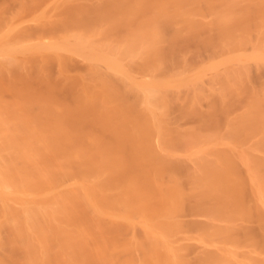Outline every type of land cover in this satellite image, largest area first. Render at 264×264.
I'll use <instances>...</instances> for the list:
<instances>
[{
	"label": "bare ground",
	"instance_id": "1",
	"mask_svg": "<svg viewBox=\"0 0 264 264\" xmlns=\"http://www.w3.org/2000/svg\"><path fill=\"white\" fill-rule=\"evenodd\" d=\"M3 1L0 264H264V0Z\"/></svg>",
	"mask_w": 264,
	"mask_h": 264
},
{
	"label": "rangeland",
	"instance_id": "2",
	"mask_svg": "<svg viewBox=\"0 0 264 264\" xmlns=\"http://www.w3.org/2000/svg\"><path fill=\"white\" fill-rule=\"evenodd\" d=\"M0 1H1V0H0ZM2 1H3V0H2ZM8 1L10 2V4H9V2L7 3V4H9V7H14V8H16V7H15L16 5H20V2H19V4H16V2H14L15 0H14L13 2H11L10 0H8ZM17 1H18V0H17ZM25 1H30V0H25ZM51 1H52V0H51ZM93 1H97V0H93ZM42 2H43V3H46V2H44V0H42L41 3H42ZM74 2H75V1H74ZM3 3H6V0H5V2L3 1ZM13 3H15V4H13ZM52 3H53V2H51V4H52ZM0 4H2V3L0 2ZM13 5H15V6H13ZM73 5H74V4H73ZM5 6H8V5H3V7H5ZM87 6H88V5H87ZM91 6H92V5H91ZM9 7L7 8V10L9 11V9H10V11H11V8H9ZM19 7H20V6H19ZM78 7H79V6H76L75 8H74V7H73V8H74V9H77ZM93 7H94V6H93ZM93 7H92V8L90 7V8L92 9V10H91V13L94 12V13L97 15V13L95 12V10L93 11V9H95V8H97V7H95V8H93ZM99 7H100V6H99ZM0 8L2 9L1 6H0ZM14 8H12V9H14ZM88 8H89V7H88ZM3 9H4V8H3ZM3 9H2V10H3ZM17 9H19V8H17ZM71 9H72V8H71ZM100 9H101V8H98L97 10H99V12H100ZM15 10H16V9H15ZM15 10H14V11H15ZM29 10H30V9H29ZM86 10H88V9H86ZM89 10H90V9H89ZM10 11H9V12H10ZM14 11L11 12L9 18H11L12 13H15ZM17 11H18V10H17ZM27 11H28V9H27ZM9 12H8V13H9ZM5 13H6V10H5ZM8 13H7V15H8ZM27 13L30 14L31 12L29 11V12H27ZM27 13H26V15H28ZM32 13H33V12H32ZM94 13H92L93 16H94ZM22 14H25V12L23 11ZM1 15H2V14H1ZM4 15H5V14H4ZM96 15H95V16H96ZM5 16H6V15H5ZM5 16H4V18H5ZM28 16H29V15H28ZM95 16H94V17H95ZM6 19H7V16H6ZM12 72H13V71H12ZM12 72H11V73H12ZM14 72L17 73V70H16V71L14 70ZM14 72H13V73H14ZM16 73H14L15 75H14V74H13V75L10 74V75H12V76H10V77H12V79L8 77V78H9V81L6 79V80H2V81L0 82V100L2 99V101L5 102V103H4V102H3V103L0 102V111L4 114V116H5V113L7 114L8 117L10 116L9 119L12 120V123H15V121L18 120V119H17L18 117H16V116H20L19 113H17V111H14V110H13L14 108H16V104H17L16 102H17V100L19 99V97L13 95V93H18V94H20L21 91H27V92H29V91H31V89H32V86H30V85H19V86L16 85V86H15L14 84H12L11 82H12V80L15 78L14 76H16ZM13 77H14V78H13ZM10 79H11V80H10ZM61 92H62V93H61ZM61 92H60L61 94H60V93L58 94L60 98H63V97H64V98H68V96H67V95H68V92H67V91H66V92H65V91H61ZM17 114H18V115H17ZM0 161H1V160H0ZM0 163H1V162H0ZM11 169H13V168H11ZM14 169H15V168H14ZM14 169L12 170L13 172H15V170H16V169H15V170H14ZM0 180H1V179H0ZM0 192H1V191H0ZM0 194H1V193H0ZM0 197H1V198H0V201H1V199H2L3 196L0 195ZM10 199H12V198H10ZM22 199H23V198H22ZM11 201H12V200H11ZM0 203H2V201H1ZM14 203H18V206H19V205H21V200H20L19 198H17V199H16V202H15V200H14L13 204H14ZM0 205H2V204H0ZM1 207H3V206H1ZM0 209H1V208H0ZM75 217H76V216H75ZM1 218H2L3 220H5V218H3V217H1ZM1 218H0V234H1L0 236H1V240H3L2 242H5V241H7V240L2 239V238H3V237H2V234H4V236H6V235H5V232H6V234H7V231H6V230H7L8 228H6L5 231L2 230V228L4 227V225H5V226L7 225L6 222H8V221H7V217H6V221H5V222L2 221ZM102 219H103V221H104L105 218H102ZM8 220H9V219H8ZM10 220H11V219H10ZM105 220H106V219H105ZM1 221L3 222V223H2V224H3V227H2V225H1ZM106 221H108V220H106ZM101 223H103V222L101 221ZM8 224H11V223L9 222ZM104 224H105V223H104ZM115 224H116V223H115ZM11 226H12V225H11ZM112 226H113V225H112ZM7 227H8V225H7ZM114 227H116V226H114ZM9 228H11V227L9 226ZM123 228H124V227H122L121 229L124 231L125 229H123ZM116 229H118V228H115L114 230H116ZM1 230H2V231H1ZM122 230H121V231H122ZM8 231H10V233H12V231H11L10 229H9ZM117 231H118V230H117ZM125 231H126V230H125ZM2 232H3V233H2ZM10 233H8V234H9V235H12V234H10ZM13 233H14V232H13ZM9 235H8V236H9ZM8 236H7V237H4V238L6 239V238H8ZM1 240H0V241H1ZM2 242H1L0 250H1V247H2V248L4 247V246L2 245ZM19 242H20V241H19ZM7 248H8V247H7ZM18 248H20V247H18ZM18 248L16 247V248L14 249V252L17 251L18 253H17V252H15V253L13 252V256H14L15 259H16L15 262L17 261L16 264L19 263L18 261L21 260L20 258H21V256H22V253H21L22 251H18ZM3 249H4V248H3ZM8 249H9V248H8ZM8 249L5 248L4 250L7 251ZM4 250H1V252L3 251V253H4ZM9 251H10V249H9ZM3 253H2V254H3ZM10 253H11V252H10ZM16 253H17V256L19 255V257H20V258L18 257L19 260H17V258H16ZM20 253H21V256H20ZM2 254L0 253V256H2ZM88 255H89V254H88ZM8 256H9V255H8ZM11 256H12V254H11ZM11 256H10V259H11ZM89 256L92 257L91 254H90ZM108 256H109V254L107 255V257H108ZM110 256H111V255H110ZM110 256H109V257H110ZM4 257L7 258L6 255L4 256V254H3V258H4ZM59 257H60V256H59ZM59 257H58V258H59ZM107 257H105V258H106L105 263H104V261H102V264H103V263L106 264L107 262H109V258L107 259ZM117 257H118V256H117ZM119 257H120V256H119ZM119 257L117 258V260H119ZM8 258H9V257H8ZM12 258H13V257H12ZM23 258H24V257H23ZM122 258H123V256H122ZM89 259H90V258H89ZM112 259H115V257H112ZM5 260H6V259H5ZM12 260H14V259H12ZM53 260L55 261L54 258H53ZM53 260H52L51 264L54 263ZM110 260H111V258H110ZM3 261H4V260H3ZM9 261H10V260H9ZM9 261L7 260L8 263H9ZM59 261H60V260H59ZM59 261H58V262H59ZM12 262H13V261H12ZM3 263L5 264L6 262L4 261ZM10 263H11V262H10ZM59 263H60V262H59ZM100 263H101V262H100ZM1 264H2V260H1ZM21 264H22V260H21ZM57 264H58V263H57ZM60 264H61V263H60ZM70 264H71V263H70Z\"/></svg>",
	"mask_w": 264,
	"mask_h": 264
}]
</instances>
